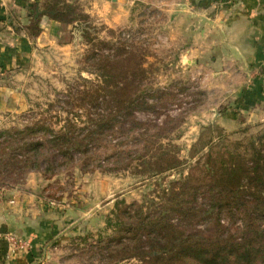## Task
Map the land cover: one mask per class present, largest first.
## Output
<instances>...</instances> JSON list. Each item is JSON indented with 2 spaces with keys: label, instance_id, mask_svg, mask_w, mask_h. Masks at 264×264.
I'll return each instance as SVG.
<instances>
[{
  "label": "rangeland",
  "instance_id": "374dc122",
  "mask_svg": "<svg viewBox=\"0 0 264 264\" xmlns=\"http://www.w3.org/2000/svg\"><path fill=\"white\" fill-rule=\"evenodd\" d=\"M54 1L41 0L28 11L23 24L12 16L16 31H24L30 40L34 39L28 31L33 17ZM62 1L74 5L77 14L87 17L86 22L60 23L61 31L54 43L33 49L23 67L0 77V84H11L12 76L19 73L15 82L26 100L25 109L8 116L0 131L43 122L55 132H67V126L73 124L77 133L84 134L87 128H94L100 117L116 111L114 102L103 100L108 92L115 98L120 92L134 94L160 88L168 95L154 111L134 113L133 120L142 125L134 126V131L123 134L132 124L117 117V128L92 151V164L86 171L81 169L77 155L74 164L50 179L39 172L1 174L0 191L25 188L29 183L31 187L25 190L38 193L50 214L62 218L58 224L63 235L51 244L48 264H110L103 260L98 245L100 240L117 233L121 224L118 212L124 206L135 205L131 211L153 215L160 206L170 208L175 199L169 194L180 189L179 182L191 173L192 182L199 183L196 177L207 161L209 145L212 158L225 150L248 157L251 142L260 147L256 139L264 134V126L242 125V120L235 127L217 123V118L225 113L237 119L245 115L232 110L229 101L220 95L203 89L197 72L181 65L180 55L187 45L174 16L147 5L137 11L128 25L114 29L86 14L80 0ZM84 29L87 37L82 33ZM140 69L143 78L137 82ZM97 93L98 102H90L88 95ZM145 141L161 144L179 165L159 175L148 173L152 151L146 150ZM123 142L125 145H121ZM124 148L131 151V158L118 156ZM203 196L198 198L200 203ZM238 213L233 212L234 218L222 216L225 237H239L243 216ZM172 218L177 216L172 213ZM193 222L194 230H204L208 238L215 236L212 224L198 226ZM137 263L134 259L119 262Z\"/></svg>",
  "mask_w": 264,
  "mask_h": 264
},
{
  "label": "trees",
  "instance_id": "16d2710c",
  "mask_svg": "<svg viewBox=\"0 0 264 264\" xmlns=\"http://www.w3.org/2000/svg\"><path fill=\"white\" fill-rule=\"evenodd\" d=\"M76 9L62 0L44 6L46 14L58 23L83 25L87 17L81 12L77 14ZM28 31L33 38L40 35L39 19H33ZM82 33L88 36L85 29ZM136 78L137 82L142 80L141 69ZM166 95L160 88L151 92L139 90L134 94L120 92L115 98L108 92L103 100L114 102L116 111L100 117L94 128H87L84 134L77 133L73 124L67 126V132H55L43 122L19 130H2L0 161L4 160L0 175L39 172L50 179L74 164L77 155L81 169L86 171L92 164V151L99 147L106 134L117 128V117L132 124L123 134L134 131V126H142L133 120L134 113L154 111ZM88 96L90 102L99 100L98 93ZM40 135L41 138L37 137ZM256 140L260 147L251 142L248 157L225 150L212 158L209 145L207 161L196 177L199 183L192 182L191 173L179 182L180 189L171 190L169 194V198L175 199L170 208L160 206L153 215L141 210L131 211L135 205L124 206L118 212L121 224L117 233L99 241L103 260L110 264L126 259H134L137 264H264V134ZM121 145H125L124 142ZM144 147L152 151L150 160H146L148 173L159 175L179 165L161 144L145 141ZM117 154L131 158L132 153L124 148ZM112 158L117 157L112 155ZM200 195H205L201 203ZM237 211L243 216L240 235L237 239L225 237L222 216L234 218L233 212ZM172 213L177 216L175 220ZM193 221L199 223L198 226H215V236L208 238L204 230H194Z\"/></svg>",
  "mask_w": 264,
  "mask_h": 264
},
{
  "label": "crops",
  "instance_id": "0c3cea01",
  "mask_svg": "<svg viewBox=\"0 0 264 264\" xmlns=\"http://www.w3.org/2000/svg\"><path fill=\"white\" fill-rule=\"evenodd\" d=\"M41 1V0H40ZM36 0H0V77L23 67L37 47L54 43L60 23L40 9L42 32L30 38L16 31L15 21L26 22ZM84 12L109 28H121L134 20L145 6L174 16L186 41L181 65L197 72L202 88L229 101L240 119L227 113L217 118L222 126H264V0H80ZM39 9V8H38ZM202 18L206 21L202 22ZM34 19V17H33ZM21 27L20 24H17ZM19 73L11 84H0V125L12 113L22 112L26 100L19 85ZM229 111V110H228ZM240 114V115H241ZM31 184H25L28 189ZM14 187L0 191V264H48L50 246L63 234L58 219L33 190ZM7 234L28 240V251L13 249Z\"/></svg>",
  "mask_w": 264,
  "mask_h": 264
},
{
  "label": "built area",
  "instance_id": "2783aa9c",
  "mask_svg": "<svg viewBox=\"0 0 264 264\" xmlns=\"http://www.w3.org/2000/svg\"><path fill=\"white\" fill-rule=\"evenodd\" d=\"M263 56H264V48H263ZM5 237L13 249L24 250V251H28L31 249L30 242L24 238L15 236L13 234H7Z\"/></svg>",
  "mask_w": 264,
  "mask_h": 264
},
{
  "label": "water",
  "instance_id": "95a60500",
  "mask_svg": "<svg viewBox=\"0 0 264 264\" xmlns=\"http://www.w3.org/2000/svg\"><path fill=\"white\" fill-rule=\"evenodd\" d=\"M40 14H41V12L37 11L35 17L37 18ZM201 21L204 22V21H206V20H205V18H202Z\"/></svg>",
  "mask_w": 264,
  "mask_h": 264
}]
</instances>
